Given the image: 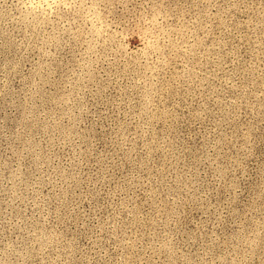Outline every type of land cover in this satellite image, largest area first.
Wrapping results in <instances>:
<instances>
[{
	"label": "rangeland",
	"instance_id": "rangeland-1",
	"mask_svg": "<svg viewBox=\"0 0 264 264\" xmlns=\"http://www.w3.org/2000/svg\"><path fill=\"white\" fill-rule=\"evenodd\" d=\"M0 264H264V0H0Z\"/></svg>",
	"mask_w": 264,
	"mask_h": 264
}]
</instances>
